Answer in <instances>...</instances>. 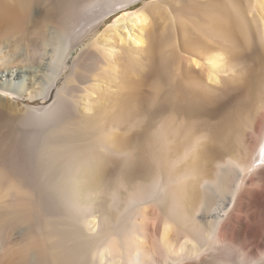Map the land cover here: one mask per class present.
Wrapping results in <instances>:
<instances>
[{"label": "bare ground", "instance_id": "obj_1", "mask_svg": "<svg viewBox=\"0 0 264 264\" xmlns=\"http://www.w3.org/2000/svg\"><path fill=\"white\" fill-rule=\"evenodd\" d=\"M79 1L0 0V264H264V0Z\"/></svg>", "mask_w": 264, "mask_h": 264}, {"label": "rangeland", "instance_id": "obj_2", "mask_svg": "<svg viewBox=\"0 0 264 264\" xmlns=\"http://www.w3.org/2000/svg\"><path fill=\"white\" fill-rule=\"evenodd\" d=\"M75 1H77V0H71V2H74L75 3ZM147 1H149V0H142V1H140V2H138V3H136V4H134V5H132L131 6V8H130V10L129 11H134L135 9H138V8H140L141 6H143ZM165 2H162V4L164 5L166 2H167V0H164ZM87 2H89V0H80L79 1V3L80 4H86ZM174 2V0H171V1H169L168 0V2L167 3H169V5L171 4V3H173ZM167 3H166V5H167ZM162 4H159L160 6H162ZM123 12H125V10H120V11H118V13L117 14H114V15H112L111 17H110V19L108 20V22H107V24L105 25V26H103L102 27V31H104L107 27H109L110 25H112V23L115 21V19H116V17L118 16V15H121ZM167 12H164V10H161V13L159 12H156V22H157V26L159 27V28H163V27H165V25L167 26V25H169L170 24V21H169V19H168V17L166 16L167 14H166ZM150 18H152V16L150 17ZM104 29V30H103ZM126 30H129V29H126ZM129 34L131 33V31H127ZM100 34V33H99ZM147 86H145V88H146Z\"/></svg>", "mask_w": 264, "mask_h": 264}]
</instances>
